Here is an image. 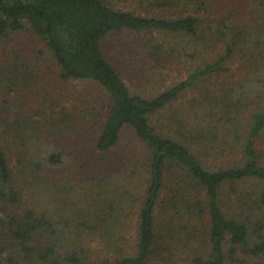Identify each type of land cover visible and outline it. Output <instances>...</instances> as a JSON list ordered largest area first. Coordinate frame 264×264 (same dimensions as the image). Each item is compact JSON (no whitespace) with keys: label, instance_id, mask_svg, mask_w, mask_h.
<instances>
[{"label":"trees","instance_id":"obj_1","mask_svg":"<svg viewBox=\"0 0 264 264\" xmlns=\"http://www.w3.org/2000/svg\"><path fill=\"white\" fill-rule=\"evenodd\" d=\"M123 2L131 6L0 0V43L9 53L0 58V264H264V0ZM23 31L46 47L37 55L56 64L61 81H89L104 93L107 112L93 128L97 169L119 173L106 155L126 128L144 143L136 240L120 231L129 204L118 185L51 178L68 153L58 136L87 132L92 117L48 103L38 68L18 53ZM123 32L180 36L171 51L193 62L187 79L153 97L133 93L103 48ZM190 88L200 95L183 118L152 122ZM82 199L89 208L70 209Z\"/></svg>","mask_w":264,"mask_h":264},{"label":"rangeland","instance_id":"obj_2","mask_svg":"<svg viewBox=\"0 0 264 264\" xmlns=\"http://www.w3.org/2000/svg\"><path fill=\"white\" fill-rule=\"evenodd\" d=\"M112 1L116 6L124 9H128L131 6L130 2H123L125 0ZM222 1L224 6L231 7L232 0ZM15 38L18 41L16 45L19 55L24 60L30 57V66L35 71L38 68L40 79L37 81V86L42 91L41 93L46 95L48 103L54 102L58 105V108L65 107L67 114L72 117H83L85 121L86 117H92L87 132L76 130L78 132H73V135L68 136L66 140L65 137L62 139L60 135L58 136L60 143H63L68 153L64 159V166L57 168L51 174V178L56 180L65 178L84 180L86 179L85 175H87L88 177L94 176L95 180L98 177L102 183L110 181L108 186L113 189L118 185L121 191L127 194L125 199L128 200L129 204L128 213L126 212L127 214L125 213L121 216L122 227L120 231L130 241L136 240L137 216L144 193L146 165L148 162L144 143L132 129L126 128L118 146L106 155L107 158L115 159V162L120 164L119 173H112L107 167H105V171L97 169L99 167L93 165L91 160L99 157V154L93 151L94 140L99 133L93 128L102 124L107 112L108 104L107 100L105 101L104 93L101 92L98 85L89 81H61L56 64L47 55H37L39 50L46 49V47L38 41L32 32H20ZM179 38L180 36L174 33L123 32L108 36L104 41L103 48L108 59L115 67L121 70L127 85L133 93L153 97L172 87L173 84L186 80L188 72L192 68L193 62L191 60L186 59L184 55L177 51L175 53H173L174 50L171 51L181 42ZM152 43L161 44L167 48L169 53L158 52L156 46L155 48L152 47ZM3 47L5 46L0 43V58L4 55H9ZM34 55L37 60L41 58L38 61L34 60ZM197 89H188L182 97L154 117L152 122L161 126V124H166L174 114L183 118L192 104L191 101L200 95V91ZM86 147L88 148L87 151ZM17 161L18 156H15L12 161L14 170H17L15 167ZM32 182L36 183L35 181ZM76 184L75 182L74 184L72 183L76 189L74 191L84 194L79 192ZM68 191L73 192L70 189ZM91 195H93V192ZM72 196L73 194L71 196L66 194L65 196L69 200V206L74 201ZM22 198H24L26 204L30 205L33 200L32 191H24ZM91 203V200L88 203L85 199H82L78 205H74L70 209H73V207L87 209ZM40 207L45 209L44 206Z\"/></svg>","mask_w":264,"mask_h":264}]
</instances>
